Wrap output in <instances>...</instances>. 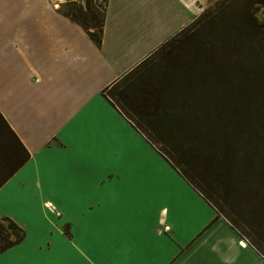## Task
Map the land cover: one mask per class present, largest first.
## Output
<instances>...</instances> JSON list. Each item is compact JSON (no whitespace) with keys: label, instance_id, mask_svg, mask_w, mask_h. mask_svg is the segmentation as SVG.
I'll list each match as a JSON object with an SVG mask.
<instances>
[{"label":"crops","instance_id":"0c3cea01","mask_svg":"<svg viewBox=\"0 0 264 264\" xmlns=\"http://www.w3.org/2000/svg\"><path fill=\"white\" fill-rule=\"evenodd\" d=\"M64 1L0 0V112L31 155L0 187L26 232L0 264H264L103 95L210 0H107L101 46Z\"/></svg>","mask_w":264,"mask_h":264},{"label":"trees","instance_id":"16d2710c","mask_svg":"<svg viewBox=\"0 0 264 264\" xmlns=\"http://www.w3.org/2000/svg\"><path fill=\"white\" fill-rule=\"evenodd\" d=\"M92 1L82 6L70 0L67 10L61 12L101 46L106 7L98 19ZM223 1L231 13L215 20L208 11L197 16L105 88L103 95L134 121L215 208L217 217H224L264 258V110L254 107L256 91L264 81V19L247 10L251 3L242 11H232V0ZM215 25L217 31H211L220 44L206 38L194 43L193 50L176 54L175 48L185 45L195 32L211 36L209 28ZM218 53H222L221 59ZM114 87L113 96L122 107L108 94ZM0 138L5 149L0 163L1 187L31 155L1 112ZM25 235L16 223L3 251Z\"/></svg>","mask_w":264,"mask_h":264},{"label":"rangeland","instance_id":"374dc122","mask_svg":"<svg viewBox=\"0 0 264 264\" xmlns=\"http://www.w3.org/2000/svg\"><path fill=\"white\" fill-rule=\"evenodd\" d=\"M68 1H70V0H65L64 3L61 4L60 9L67 10L66 2H68ZM256 1L257 0H232V1H230L229 9L232 10V11L233 10L242 11L244 6H248V5L250 6V3H251V10H250V8L246 7L247 10H249L250 12H254L255 15L260 20H263L264 19V3H261V2H258V1L256 2ZM225 2L226 1H223V0H210L209 3H207L204 6V9H203L202 13L208 11L211 14L210 15L211 16V20H215L219 16L226 15L227 12L231 13L230 11H227L228 9H225V6H223V4ZM76 3L79 4V5L85 6V4L82 3V0H76ZM92 4H93V8L95 10V13L97 14L98 19H101L103 14H104V10H105L106 5L105 4H98L97 1H95V0L92 1ZM226 4H227V2H226ZM252 4H253V6H252ZM247 10H245V11H247ZM202 13H200L198 15V17ZM219 21H222V18H220ZM218 27L219 26L215 25L212 29L209 28L210 29V33L212 34L213 32H216ZM211 30H213V32ZM193 33L194 32H192V35H193ZM194 34H196V35L194 37H191L190 40H188L185 45H180V46L175 48V51H177L176 54L180 53L181 50L185 51V52L193 50L194 47H195L194 43L200 42V41H202L203 39H206V38H207L208 41L213 39L214 43H219L221 41L220 39L214 38L216 35H213V34L211 35L212 37L210 35H207V36L204 37V36H202L201 32H195ZM221 54L222 53H218V58L219 59H221V57H222ZM156 67H158V65H155L154 68H156ZM158 73H160V69L158 70ZM110 91H112V92H110ZM110 91L108 92V94L110 95L111 99L116 104L118 103V105H120L122 107V105L119 103L117 98L114 97L115 95L113 96V93H115L117 91L116 88L114 87ZM256 95L258 97H255V93L253 95V97L256 98V99H254V101H255L254 102V107L257 110H260L261 112H263V110H264V81H262V83L259 85L258 91H256ZM157 145H158L159 148H162V146L159 145L158 143H157ZM207 227H209V226H207ZM13 237L14 236L11 234V238H13Z\"/></svg>","mask_w":264,"mask_h":264},{"label":"snow or ice","instance_id":"6c2138e0","mask_svg":"<svg viewBox=\"0 0 264 264\" xmlns=\"http://www.w3.org/2000/svg\"><path fill=\"white\" fill-rule=\"evenodd\" d=\"M83 4H87L88 0H82ZM56 7L59 9L60 5L57 4ZM5 156V149L2 138H0V163L3 162ZM4 203L0 200V251H3V246L5 245V241L8 237V232L10 229L16 227V220L12 219L13 213L5 212ZM10 247V245H7ZM23 264H44V262L40 261H31V262H23Z\"/></svg>","mask_w":264,"mask_h":264},{"label":"built area","instance_id":"2783aa9c","mask_svg":"<svg viewBox=\"0 0 264 264\" xmlns=\"http://www.w3.org/2000/svg\"><path fill=\"white\" fill-rule=\"evenodd\" d=\"M98 4H107V0H95Z\"/></svg>","mask_w":264,"mask_h":264}]
</instances>
